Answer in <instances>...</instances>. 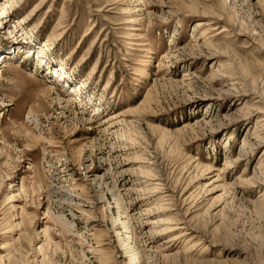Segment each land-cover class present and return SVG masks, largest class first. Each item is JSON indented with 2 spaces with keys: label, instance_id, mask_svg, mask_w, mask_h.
I'll return each mask as SVG.
<instances>
[{
  "label": "rangeland",
  "instance_id": "1",
  "mask_svg": "<svg viewBox=\"0 0 264 264\" xmlns=\"http://www.w3.org/2000/svg\"><path fill=\"white\" fill-rule=\"evenodd\" d=\"M0 264H264V0H0Z\"/></svg>",
  "mask_w": 264,
  "mask_h": 264
},
{
  "label": "bare ground",
  "instance_id": "2",
  "mask_svg": "<svg viewBox=\"0 0 264 264\" xmlns=\"http://www.w3.org/2000/svg\"><path fill=\"white\" fill-rule=\"evenodd\" d=\"M21 22V21H20ZM223 30H225L224 28H223ZM222 30V31H223ZM33 42V41H32ZM18 43V42H17ZM17 43H15V44H17ZM21 44V43H20ZM27 45H29V48H28V52H29V54L31 53V51L33 50V47H32V45H30V44H27ZM45 45V44H44ZM44 45H42V46H44ZM34 46V45H33ZM34 48H36V47H34ZM35 51H36V49H34ZM38 51V50H37ZM36 51V52H37ZM8 54H10L9 52H7ZM7 53H6V55H7ZM40 53V52H39ZM4 54V53H3ZM2 54V57H5V54L3 55ZM11 55V54H10ZM11 57H12V55H11ZM41 60H42V58H41ZM49 62H47L46 61V64H47V66H48V68L50 67L49 66V64H48ZM50 65H53V61H52V63H50ZM52 67V66H51ZM54 68L55 67H57L56 65L55 66H53ZM60 67V66H59ZM58 72V71H57ZM56 72V74H58ZM59 75H61V76H59V77H57L55 74H54V77H56L57 78V80L60 82H63V83H66L67 81H68V77L64 74V72H62V69H60V72H59ZM52 77V76H51ZM10 82H12L11 80H10ZM77 91V90H76ZM176 228H178V227H176V226H174V227H172L170 230H174V229H176ZM185 234H187V233H183V234H181V233H176V234H173L172 236H171V240L170 241H177L178 239H180V238H182V237H184L185 236ZM190 248H193V247H190ZM188 250V249H187Z\"/></svg>",
  "mask_w": 264,
  "mask_h": 264
}]
</instances>
